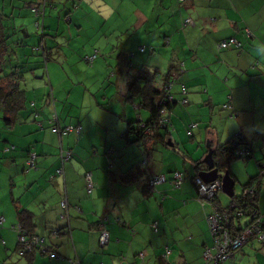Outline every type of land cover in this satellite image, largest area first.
<instances>
[{"label":"crops","instance_id":"1","mask_svg":"<svg viewBox=\"0 0 264 264\" xmlns=\"http://www.w3.org/2000/svg\"><path fill=\"white\" fill-rule=\"evenodd\" d=\"M55 1L50 0L51 9L56 8L58 3ZM96 7V32H100L102 39L106 41L104 45L116 43V50H120L116 57V72L122 74L125 66L134 69L131 76L115 82L116 93L113 97L116 102L114 101L113 106L117 111L103 109L104 105L111 103L105 95H101L102 99L88 107L90 114L95 115L93 107L109 113L115 117L116 123L106 124L103 115H99L100 118L95 115L97 121L86 122L81 118L77 125L69 120L68 123H63L56 118V126L61 129V124L80 128L79 134L71 132L60 136L46 120L38 121V114L32 120L27 113L19 121L16 120L13 126L4 128L11 137L1 135L0 149L10 150L7 147L9 145L1 146L10 144L12 148L20 149V152L16 154L15 151H8L6 153H10V156L2 155L0 227L6 220L11 226L14 223L17 226L18 210L31 212L35 223L31 234L43 238L44 246L58 255L48 264H65L66 261L54 246L55 243H52V237H64V243L69 247L72 245L76 258L83 260L77 261L78 264H156V261L160 264H212L213 261L205 258L204 254L206 251L215 253L206 222L213 204L207 201L201 205L195 190L189 188L187 183L183 185L182 182L175 191L169 190L167 184L162 182L156 184L149 193L146 182L152 177L169 179L167 175L171 171H178L177 156L169 147L173 143L180 145L185 126L193 119L192 111L205 120L211 116L218 108L216 95L221 91L224 95L223 104L226 105L220 109L218 118L223 130L218 131L216 127H210L208 122H204L206 127L197 131L199 138L205 137L207 147L211 150L221 145L224 133V138L237 133L249 144L253 154L251 159L244 162V180L248 185L258 187L255 211L264 214V181L261 180L260 183L255 180L259 162L264 159V0H97ZM108 20H112L109 25ZM228 38H234L240 47L224 50L223 56H220L215 50L216 45L211 47L212 41H217L219 45ZM110 41L112 42L109 43ZM201 47L206 49L202 50ZM142 54H147V61L141 59V64H132V59ZM42 55L45 57V50ZM150 60H154L157 65ZM243 61L245 64L241 65ZM158 65L165 67L163 74L159 73ZM234 65L242 72L233 71ZM140 67L158 73L155 87L159 89L167 77H173L175 83L170 91L178 98L182 96L180 90L181 85H184L188 100L185 103L191 106L179 113L177 103L174 105L172 112L175 117L172 116V123L175 122L176 131L167 138V143L172 146L165 149L157 144L152 148L154 150L151 149L148 163L144 160L138 162L140 156L143 157L142 153L131 159V166L137 164L144 174L141 172L140 178L126 182L121 180V176L131 166L120 168L122 165L111 162L109 155L129 148L123 137L127 124L135 121L138 115L144 121L149 115L148 112L147 115L138 111L134 99L129 100L127 97L128 86L139 77L136 70ZM197 71L200 75L194 77ZM219 79L223 80V84ZM139 86H143L142 81H139ZM201 86H206L207 91L201 90ZM53 93L52 89L51 96ZM193 94H197V98H193ZM84 101L82 100V106ZM26 105L25 99L24 108L19 111L18 116L26 110ZM208 105L210 108L205 107ZM210 122H214L213 119ZM228 125L233 128L226 133L224 129ZM16 126L19 130H15ZM37 128L40 131L48 130L57 136L40 143L41 137L32 138ZM177 133L178 136L174 135ZM56 140L58 149L70 151L71 158L61 165L62 175H56V178L53 177L54 181L50 180V185H45L52 178L49 177L47 167L57 166L55 160L50 161L54 157L55 148L52 145L56 144ZM107 148L110 150L105 153ZM31 149L38 155L39 167L25 175L22 174V166ZM99 153L103 156L104 164L109 163L108 168L103 169L102 166L88 170L81 158L95 159L100 156ZM73 157L76 161L71 160ZM12 164L15 167L13 170ZM204 170V165L194 169L195 175ZM85 175L92 178V184L86 183ZM232 175L237 176L234 173ZM76 182L81 183L78 191L74 189ZM21 183L24 186H20ZM14 188L19 190V195H16ZM6 197L10 200L9 204H6ZM217 200L222 206L221 196L218 194ZM61 201L67 205L66 209L61 208ZM59 208L62 215H58ZM248 219L243 220L248 223ZM56 229H61L62 234L54 235ZM101 229L108 236L107 243L103 246L99 243ZM46 231H49L48 235ZM7 233L6 229L0 232L2 246L6 245L3 237ZM16 245L17 242L14 251ZM6 251L8 249H0V255L3 254L6 260L5 263L1 261V264H34V252L29 256L19 254V262L14 263L15 256H8ZM43 254L45 253L41 252ZM223 264H264V250H257L256 242H249Z\"/></svg>","mask_w":264,"mask_h":264},{"label":"rangeland","instance_id":"2","mask_svg":"<svg viewBox=\"0 0 264 264\" xmlns=\"http://www.w3.org/2000/svg\"><path fill=\"white\" fill-rule=\"evenodd\" d=\"M55 2L58 3L56 8L51 9L52 7H49L51 6L50 0H0V14L3 16V24L6 27L5 31L8 36L7 45L9 50L5 62V72L8 74L10 71L14 70V67L20 68L21 76H23L20 89L24 91V96L27 100L26 110L19 114L17 120L19 121L22 116L28 113V117L32 120L35 118V115L38 114V121L39 119H44L47 121L48 125L52 126H56V118H58L60 122L63 121V123H68L69 120L70 123L77 125V121L81 118L86 122L97 121L96 116L99 117V115H103L106 124H115V117L111 116L109 113H103L93 107L95 116L94 114H90L88 107L96 104V100L102 99L101 95H105L106 99L111 100V103L104 105L103 109L112 112L117 111V108L113 106L114 101L116 102V99L113 97L116 93L114 91L115 82L117 80H123L126 76H131L134 73V69H129L125 66L122 74L116 72L118 69V60L116 57L120 50H116V43L104 45L106 41L102 39L100 32H96L95 18L97 0H56ZM32 9H37L39 14L35 15ZM111 21L112 20H108L107 25H109ZM111 42L112 41L109 43ZM214 44L216 45L215 50L218 51L220 56H223L222 53L225 51L219 49L217 41L214 40L212 41L211 47L214 46ZM44 47L46 48L45 57L42 55V49ZM200 49L203 50L206 48L201 47ZM247 50L249 51L250 48L248 47ZM141 59L147 61V54L134 57V59H132V64H141ZM221 59L223 58H220V60ZM150 61L157 65L154 60ZM245 61H243L241 65H244ZM236 63H238V61H236ZM232 67L233 71L242 72L236 65ZM186 68L189 69L188 67ZM158 69L160 74H163L165 71L163 65H158ZM206 69L210 71L208 67H206ZM199 75L200 72L197 71L193 76L197 77ZM219 80L223 84V80ZM52 89L54 93L51 96ZM201 90L207 91V87L201 86ZM192 96L193 98H197V94H193ZM174 98L175 100L177 99L176 101H179V103H177V112L179 113L183 111L184 108L191 106L189 103L187 105V102L184 104L182 103L183 99L187 98L185 96H179L178 98V96L174 95ZM82 100H85L84 106H82ZM216 100L218 101V108H216L206 120L196 115L195 112H191L193 117L192 122L197 123L198 126L191 129L190 133L194 135L193 137L188 135L186 131L182 135L183 139L180 143V150L183 153L186 152L185 159L176 155L178 163L177 169L184 177L183 185L187 183L189 188L192 189L193 187L189 177L195 175L193 169L194 164L205 156L208 148L207 141L205 140L206 138L203 137L200 139L197 131L206 127L204 122H208L210 127H216L218 131L223 130V126L220 124L221 121L218 118L220 109L226 105L223 104L224 95L221 91L217 93ZM202 101L204 102L203 99ZM103 102L106 103L107 100H103ZM205 107L210 108L209 105ZM141 112L147 114L146 111ZM172 116H174L173 112L171 113V119ZM186 118H188V116H186ZM210 119H213L214 122H210ZM61 125L63 128L68 127V124ZM173 126L174 129L171 134L176 131L175 122H173ZM231 126H226L224 129L226 133L233 128ZM4 128H6V126L3 120V113L0 111V137L1 135L11 137V135H8V133L3 130ZM15 130H19V127L16 126ZM36 131L37 132L32 135V138L34 136L41 137L40 143L52 139V136H57L50 133L48 130H44V132L37 128ZM84 133L85 130L82 132V135ZM110 133L112 134L113 131ZM174 135L178 136V133ZM233 135L235 136L237 133ZM224 137L225 133L222 137L221 145L226 143L230 145L233 140L239 141V139H241L240 136L239 138L234 137L233 139V136L229 138ZM71 138L74 139L73 135H71ZM67 143L70 145V142ZM4 145H9L7 147H10V150H8L10 153H13V151H15L16 154L20 152V149L12 148L10 144H1L2 147ZM52 146L55 148V153L50 161L55 160L57 166L51 165L47 167L49 177L52 178L48 180L49 184L45 183V185H50V180L54 181V178H56L55 172L57 169H61L62 164V159L60 157L61 150L58 149V141L56 140V144ZM101 150H104V148H101ZM109 150L110 148H107L105 153ZM8 151L0 149V167L3 165L4 160L2 155L10 156V153H6ZM62 151L66 152L67 150L63 149ZM21 153H23V150H21ZM101 153H103V151ZM140 154L141 151L138 148L126 147L125 150H122L118 154L109 155V159H111V162L114 161L117 165H122L120 168H127L131 166L130 160L135 159L137 156H140ZM98 155L100 156H96L95 159L90 160L81 158L84 159L83 165L86 166L88 170H95L97 167L102 166L103 169L108 168L109 163L107 162V164H104L102 154L99 153ZM68 156L69 154L66 153L65 158ZM71 160H75V157ZM143 160L144 157L140 156L138 162L141 163ZM38 167L39 164L36 165V168ZM14 168L12 164L11 170ZM22 168V174L25 175L34 170L32 169L26 172L27 168L24 163ZM243 169L244 161L242 160H233L232 164L229 166V170L232 171L231 173L237 175L234 177V191L236 195H240L242 186L246 183V180H244L246 174L243 173ZM117 170L118 168H116L115 171ZM221 175H223V173H221ZM167 179L168 178H166V180ZM101 181L100 178V182ZM166 184L169 190L177 191V188L175 189V187H172L168 182H166ZM22 185L23 183L20 184V186ZM80 186L81 183L76 182L74 189L78 191ZM178 190L181 192L180 189ZM15 193L19 195L20 192L18 189H15ZM216 194L221 196L222 206L228 205L231 198H228L221 190ZM9 201L8 197H6V204H9ZM1 215L2 213H0V217ZM58 215H62V210L60 208ZM59 220L62 221L61 219ZM243 223H246V220H243ZM2 225L3 226L0 227V232L6 229L8 233L6 237H3L6 245H0V249L2 251L8 249V251H6L8 256L14 255V263H18L19 254L14 251V246L18 240V233L17 229H12L13 226H16V223L11 226L9 221L6 220ZM46 233L48 235L49 231H46ZM52 240L54 241L52 243H55L54 246L57 247L60 255L66 260L65 264H77V261H83L76 258L72 245L69 247V245L64 243V237H52ZM46 241H49V239L46 238ZM61 244L63 245L61 246ZM33 256L32 263L34 264H48L49 261L54 258V256L50 257L47 254L41 255L40 250L37 248L34 249ZM0 257V264L1 261L5 263L6 260L3 258V254L0 255ZM21 259L24 260V258ZM81 264H83V262H81ZM156 264L160 263L156 261Z\"/></svg>","mask_w":264,"mask_h":264},{"label":"trees","instance_id":"3","mask_svg":"<svg viewBox=\"0 0 264 264\" xmlns=\"http://www.w3.org/2000/svg\"><path fill=\"white\" fill-rule=\"evenodd\" d=\"M179 1L182 2L184 0H179ZM5 30H6V27L3 24V16L0 14V111H2L3 113V120H4L5 126L11 127L13 126V124L16 123V120L18 119L19 111L24 108L25 96H24V91L20 89V83L23 80V76H21L22 74H21V71L19 70L20 68L14 67V70L10 71L8 74H6L5 72V62H6V58L8 56V51H9L8 45H7L8 36ZM230 40H234L235 44H230L225 48H222L220 46L222 42H229ZM237 46L240 47L234 38H228L220 42L219 49L227 50L231 47H237ZM43 50H45V48H43L42 51ZM136 71L139 77L134 79L133 83L129 84L128 91H127L128 92L127 97L129 100L134 99V101L137 103L138 111H142V110L146 111L148 112L149 115L145 121L143 119L141 120L138 115L135 121L129 122L127 124L126 131L123 135L126 145L130 147L131 146L136 147L139 150L142 149L141 153L143 154L145 163L149 162V159H150L148 158L149 154H151V151L154 150L152 148H154L157 144H159L165 149L170 148L174 154L179 155L184 158L186 152L184 153L181 152L179 144L173 143L172 147H169V148L167 147V144H168L167 138L173 132V129H174L172 119H171L172 109L174 108V105H176V103H179V101H176L174 98L175 94L170 91L171 86L175 83V79L173 77H167L164 80V84L161 86V89H159L155 87L156 80H157L156 75H158L157 72L153 73L152 70L147 69L145 67H140ZM139 81L143 82V86L141 87L139 86ZM186 93L187 91L184 85H181L180 94L182 96H185ZM185 101L186 99L184 98L182 103L184 104ZM196 126H198V124L192 121L186 124L185 126L186 133L192 137L193 135H191L190 133L191 129L196 128ZM52 127H53L52 130H54V132H56L60 136L62 134L65 135L71 132L76 133L75 130L79 128L78 126L76 127L68 126V127H72L73 131L65 133L64 130L68 127H65L63 129H61L58 126H52ZM79 133H80V130L76 134H79ZM234 137L239 138V135L233 136L232 139ZM233 143H235V146L231 148ZM210 150H211L210 147L207 148L206 156ZM32 153L35 154V157L33 161L34 163L30 167L27 165V161L30 158V155ZM66 153L69 154L67 158H65ZM252 154L253 153L249 147V144L244 142L242 138L239 139V141L233 140V142L230 145L229 143H226V144L217 146L214 150H211V158H212L213 167L218 170L220 177L222 176L221 173L224 174V172L227 171L229 175L232 177L234 181V185H235V178L232 175V173L229 171V166L232 164L233 160H242L244 162L248 161L249 159H251ZM60 157L62 159L61 165L63 166V164L66 161L70 160L71 152L70 151L64 152L61 150ZM37 158H38V155L32 149L27 152V158L24 164L27 168L26 172H29L32 169H36ZM203 160L196 162L193 168L198 169L199 167L204 165V168L207 169V165L205 163H202ZM263 163H264V159L259 162V172H258V175H256L255 177V180L257 181L259 180L260 183H261V180L264 181V168L262 165ZM141 172H143L144 174L143 169L140 168L137 164H134L128 169L125 175L121 176V180L126 181V182H132L140 178ZM176 172L182 175L181 176V179H182L181 184H182L184 180L183 174L177 170L171 171L170 174L168 175L169 179L166 180L164 177L163 182L165 183L168 182L171 186H173V180H174L173 175ZM198 174L189 177V180H190V183L193 189L195 190L196 198L199 200V202L202 205L203 204L202 202H207V201L201 200L200 196L198 195L197 186H196V180L199 178ZM55 175L57 176L62 175V167L61 169L56 170ZM146 178L147 176H145V179ZM155 178L156 177H152L148 179L146 182V186L148 188L149 193L152 190H154V186H156V184L152 185ZM85 180H86V183H91V184L93 183L92 178L91 177L88 178L87 175H85ZM246 189L253 191V197L250 195L245 196V197L242 196L243 192ZM258 191L259 190L257 186H253L250 184L248 185L246 183L242 186L240 195H236L234 191L233 198H231V200L229 201V204L226 207H222L219 204L217 200V194H216L213 199L208 201V203H211L213 205L211 206V212L206 216V222H207L208 216L212 214L213 210H216L219 213L227 212L230 215V218H229L230 227L227 228L229 229V232H230L229 234L231 235L230 238L234 239L235 236H240L247 229L246 227L247 224L250 223L248 219L249 218L248 215L250 211L253 209L256 210V203H257L258 196H259ZM62 203L63 201L60 202V205ZM233 205L237 206V208L239 207L240 212H242L241 216L237 214V209L232 208ZM63 209H66V208H63ZM245 218L248 219V223L247 222L243 223V219ZM17 222H18L17 226L13 227L17 229V233H18V237H17L18 240H17L15 251H17L18 254H22L21 256L33 255V252H34L33 250L30 252L23 250V246L20 243L19 237L22 236L21 234H25L26 241H28L29 240L28 238H31L32 236L41 238L38 235L31 234V228L35 226L34 215L31 212H28L26 210H18L17 211ZM226 223L227 222L222 221L223 225H225ZM207 225H208V222H207ZM208 228H209V225H208ZM61 231H62L61 229H56V231L54 230L53 233L54 235L56 234L61 235L62 234ZM102 231L104 230L101 229L100 234ZM209 232H210L212 243L214 246V237L211 234L210 228H209ZM252 241L256 242L257 250H260V251L264 250V246L257 239V236L249 238L247 240V243L252 242ZM242 247L235 249L229 258L222 260L221 262H217V263L213 261L212 264L225 263L227 260L232 259L235 256L236 252L241 250ZM47 250L49 253L53 254L54 257H58V255H56V253H54V251H52L48 247H47ZM167 253L168 251L166 252V254ZM211 255L214 256L215 253Z\"/></svg>","mask_w":264,"mask_h":264},{"label":"built area","instance_id":"4","mask_svg":"<svg viewBox=\"0 0 264 264\" xmlns=\"http://www.w3.org/2000/svg\"><path fill=\"white\" fill-rule=\"evenodd\" d=\"M32 11L34 12L35 15L39 14V11L37 9H32ZM230 44H235V41L230 40L229 42H222L220 46L222 48H225ZM141 50H143V48H141ZM79 130L80 128H77L75 130L76 133H78ZM71 131H73L72 127H68L64 130L65 133L71 132ZM234 146H235V143L232 144L231 148H233ZM34 157H35V154L32 153L30 155V158L27 161L28 166L31 167L33 165ZM262 165L264 168V163ZM173 176H174L173 177L174 178L173 187L178 188L182 181L181 179L182 175L176 172ZM162 182H163L162 177H156L152 185L159 184ZM196 186H197V192H198V195L200 196V199L203 201H209L213 199L216 193L221 189V179L218 178L214 182L206 184L200 178H198L196 180ZM248 195L253 197V191L246 189L243 192L242 196L245 197ZM61 207L62 208L67 207L64 201L61 204ZM232 208L237 209V214L241 216L242 212H240L239 207L237 208V206L233 205ZM248 217H249L250 223L247 224L246 226L247 229L244 231V233H242L240 236H235L234 239H231L230 238L231 235L229 234L230 233L229 229H227L230 227L229 213L227 212L219 213L218 211L213 210L212 214L208 216L207 222H208L211 234L214 237L213 249L215 250V255L212 256L210 254V251H206V253L204 254V257L214 261L215 263L221 262L222 260L229 258L235 249H238L242 247L243 245H245L249 238L255 237V236H257V239L264 246V214H260L259 212H256L255 209H253L250 211ZM1 221L2 219H0V223ZM222 221L227 222V223L223 225ZM21 235L22 236L19 237V240L23 246V250L30 252L32 250L34 251V249L37 248L41 250L42 253H45V255L47 254L50 257H53V254L49 253L47 248L44 246L43 238L32 236L31 238H28L29 239L28 241H26L25 239L26 235L25 234H21ZM107 240H108L107 233L102 231L99 237L100 244L101 245L106 244Z\"/></svg>","mask_w":264,"mask_h":264},{"label":"water","instance_id":"5","mask_svg":"<svg viewBox=\"0 0 264 264\" xmlns=\"http://www.w3.org/2000/svg\"><path fill=\"white\" fill-rule=\"evenodd\" d=\"M167 146H172V144L168 143ZM202 163H205L207 165V169L201 171L198 174V177L206 184L214 182L215 180L220 178L221 192L225 194L228 198H232L234 195V181L227 171H225L221 177L219 176L218 170L213 167L211 150L208 152L207 156L205 157Z\"/></svg>","mask_w":264,"mask_h":264},{"label":"flooded vegetation","instance_id":"6","mask_svg":"<svg viewBox=\"0 0 264 264\" xmlns=\"http://www.w3.org/2000/svg\"><path fill=\"white\" fill-rule=\"evenodd\" d=\"M71 264H73V263H71ZM77 264H78V262H77Z\"/></svg>","mask_w":264,"mask_h":264},{"label":"bare ground","instance_id":"7","mask_svg":"<svg viewBox=\"0 0 264 264\" xmlns=\"http://www.w3.org/2000/svg\"><path fill=\"white\" fill-rule=\"evenodd\" d=\"M233 198V197H232Z\"/></svg>","mask_w":264,"mask_h":264}]
</instances>
